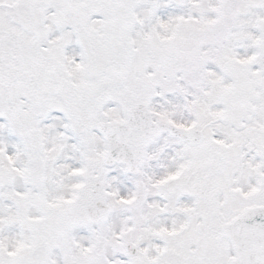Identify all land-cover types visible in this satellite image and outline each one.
<instances>
[{
  "label": "snow or ice",
  "instance_id": "snow-or-ice-1",
  "mask_svg": "<svg viewBox=\"0 0 264 264\" xmlns=\"http://www.w3.org/2000/svg\"><path fill=\"white\" fill-rule=\"evenodd\" d=\"M0 264H264V0H0Z\"/></svg>",
  "mask_w": 264,
  "mask_h": 264
}]
</instances>
